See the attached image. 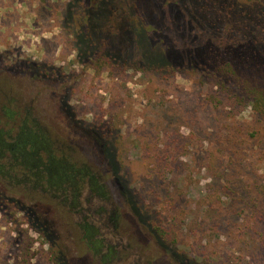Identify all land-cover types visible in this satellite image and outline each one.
Wrapping results in <instances>:
<instances>
[{
	"label": "rangeland",
	"instance_id": "374dc122",
	"mask_svg": "<svg viewBox=\"0 0 264 264\" xmlns=\"http://www.w3.org/2000/svg\"><path fill=\"white\" fill-rule=\"evenodd\" d=\"M232 1L249 9L200 0L213 24L209 46L238 40L228 56L235 71L264 86V3ZM77 5L0 0V167L13 177L0 173V264H55L56 251L63 264H264V118L190 70L165 76L83 58L70 22ZM160 11L162 23L169 11ZM99 13L100 5L89 16L90 39L123 42L117 50L128 53V30L109 28ZM158 36L179 47V20ZM24 123L47 141L35 152L40 163L62 160L77 173L60 185L65 196L40 191L44 179L37 188L14 182L20 166L9 168L1 144H12ZM32 214L42 223L32 224Z\"/></svg>",
	"mask_w": 264,
	"mask_h": 264
},
{
	"label": "trees",
	"instance_id": "16d2710c",
	"mask_svg": "<svg viewBox=\"0 0 264 264\" xmlns=\"http://www.w3.org/2000/svg\"><path fill=\"white\" fill-rule=\"evenodd\" d=\"M248 1L264 3V0ZM76 2L78 4L76 11L71 14L74 15L75 19L70 17V22L75 28V34L82 35L80 37L79 55L83 58L99 54L101 58H105V60L117 66H124L138 71L150 70L165 76L175 73L181 74L190 70L199 74L202 82H210L218 86L227 94V97L232 98L235 104L248 105L253 112L264 118V86L254 78L237 73L230 61L231 59L228 57L236 49L238 40L235 41L232 38L226 43L218 44L217 47L209 46V44H212L210 38L213 37L214 31L212 30L213 24L205 18L208 3L201 5L200 0H145V2L143 0H76ZM231 2V9L234 8L241 13L243 12L242 15L249 9L247 8L249 6H243L232 0ZM99 5L103 12L99 13V16L107 18L106 22L109 28L115 30L121 27L123 30H128V53L117 50L122 49V45L123 48L126 47L123 42L119 41L114 43L113 48H108L105 40L92 41L90 39L88 19L91 13L99 10ZM250 7H253V5ZM160 9L169 11V13L165 12L162 23L160 22ZM148 10H150L149 13ZM260 14L264 15V13ZM150 18L152 20H149ZM117 19H120L122 23H118ZM176 19L179 20L182 35L179 39V47L171 44L169 46L166 40L161 41L160 36H158L163 28H168L169 21ZM166 33L168 32L166 31ZM192 36H197V38L194 39ZM190 48L193 50L192 53L188 52ZM250 63V59L246 58L244 65L248 67ZM15 66L19 68V65L16 64ZM253 68L256 69V67ZM31 69L38 73H42L43 70L50 71V68L43 65H33ZM262 74L264 76V73ZM41 136L44 138L43 135ZM18 150L20 151L19 148ZM17 166H20L19 173L21 177L20 179L15 178L14 182H20L24 189L37 188L44 179L46 186L40 191L54 198H61L66 195L65 190L61 187L48 184L49 177L45 173L47 170L45 167L35 171L24 161L22 162L20 156L9 161V168ZM5 174L9 176V179H13V177H10L9 172H3L2 176L5 177ZM128 202L143 221L145 212L142 211L141 206L135 204L131 196L128 197ZM12 206H15L14 202ZM135 207L139 208L140 211ZM30 217H32V224L42 220L36 217L35 214L30 215ZM152 228L156 233L158 232V236L166 234L160 227L152 226ZM46 230V226H41V233L48 237ZM54 243L55 240L51 244ZM53 255L55 264L64 263L60 253L56 251ZM173 255L178 260L183 261L181 254L173 253Z\"/></svg>",
	"mask_w": 264,
	"mask_h": 264
},
{
	"label": "flooded vegetation",
	"instance_id": "af4514ba",
	"mask_svg": "<svg viewBox=\"0 0 264 264\" xmlns=\"http://www.w3.org/2000/svg\"><path fill=\"white\" fill-rule=\"evenodd\" d=\"M18 138L15 139V141L12 144H1L2 146L7 147L10 149L12 158L17 159V156H20L22 159V162L26 163L29 167L34 169L35 171H39L41 168L44 167L47 169L45 173L48 174V181L49 185H56L61 187L60 185L67 182H74V178L77 175V173H74L73 170L65 164L62 160H54L50 158L46 164H42L38 161V159L35 156V152L40 149L44 148L46 146V140L41 136L38 132H33L30 129L27 128V124L24 123L21 126V131ZM1 140V139H0ZM30 143L32 145V151L27 152L24 150V147L26 144ZM21 146V147H20ZM20 149V151L18 150ZM2 167H0L1 171ZM3 173L2 171L0 172ZM92 188L91 191H97V193L100 194L101 186H97L95 182L91 179ZM76 195H74L75 197ZM85 229V236L91 240V237L93 236L94 232L90 225H84ZM94 246V250L96 253L100 251L101 243L99 240H91ZM114 250L113 247H108V253L105 256H111L113 254Z\"/></svg>",
	"mask_w": 264,
	"mask_h": 264
}]
</instances>
